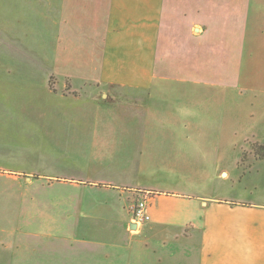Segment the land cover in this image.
<instances>
[{
  "label": "crops",
  "instance_id": "0c3cea01",
  "mask_svg": "<svg viewBox=\"0 0 264 264\" xmlns=\"http://www.w3.org/2000/svg\"><path fill=\"white\" fill-rule=\"evenodd\" d=\"M223 2L230 9L225 17ZM0 8L21 25L7 33L0 28V50L17 51L11 61L22 55L30 63L24 51L34 50L43 65L53 50L63 63L98 65L94 78L110 89L84 102L59 96L76 104L72 110L56 105L65 120L56 128L68 135L62 146H76L75 159L88 172L59 178L72 183L71 200L60 196L40 205L49 232L8 238L6 264H264V186L252 181L248 197H216L201 183L176 179L201 172L206 147L218 155L222 138L208 137L216 123L194 118L208 112L205 93L173 85L264 82V60L219 74L225 55L264 51V43L244 42H264V0H6ZM237 17L246 27L219 28L222 18L231 24L227 19ZM234 33L239 45L232 43ZM162 66L172 73H161ZM22 79L24 91L38 87L39 119L48 117L46 98L53 91L30 72ZM27 98L36 103L34 93ZM251 159L249 169L264 161ZM142 192L157 194L148 201L151 221L138 228L130 209Z\"/></svg>",
  "mask_w": 264,
  "mask_h": 264
},
{
  "label": "rangeland",
  "instance_id": "374dc122",
  "mask_svg": "<svg viewBox=\"0 0 264 264\" xmlns=\"http://www.w3.org/2000/svg\"><path fill=\"white\" fill-rule=\"evenodd\" d=\"M229 3L227 2L228 5ZM0 4L4 6L6 0H0ZM223 4L220 7L225 17L230 9L226 7V3ZM222 20L219 24L221 30L224 26L228 29L246 27V21L241 17L227 19L231 24H226L224 18ZM15 21V18L9 17L5 8H0V28L5 33L21 28V25H16ZM50 22L53 24V20H47L46 24L49 25ZM33 28L30 26V29ZM234 35L236 37L232 43L239 45L237 42H242L241 39L236 40L239 33ZM0 36L4 34L0 33ZM244 42L252 47H260L264 43L262 40H256V43L251 40ZM15 52L17 51L0 50V264H6L4 247L8 238L24 237L27 233L30 235L41 231L49 232L45 230L46 226H43L47 217L43 215L45 211H42L40 205L58 201L60 196L64 201L71 200V192L68 191L72 183L64 182L59 178H79L78 176L88 172L85 163H78L75 159L77 147L62 146V139L68 135L64 133L62 127L56 128V125L64 119L57 115L55 108L57 105L61 106V110H72L76 108V104L73 105L65 98L58 100L59 96L69 97L72 100L78 98L81 100L78 101L84 102L90 101L91 98L97 100L110 90L94 78L100 72L98 65L63 63L62 60L55 59L53 50L46 51L43 65L38 63V51L34 50L24 51L29 54L30 63H27L22 55L21 58L11 61L16 57L12 54ZM18 52L22 53V51ZM224 58L228 63H218L221 68L219 74L230 76L229 74H234L236 64L247 66L262 62L264 51L254 53L251 49L241 48L236 50L233 57L225 55ZM7 71H11L12 74L8 75ZM29 72L39 76L40 84L43 80L51 92L53 91L54 96L46 98L47 106L51 110L44 119L42 116L39 119L37 102L41 95L38 87L33 90L34 92L32 89L31 92L23 89L26 82L22 77ZM160 72L166 75L172 73V70L169 71L167 66H162ZM39 82L34 83L35 86ZM173 85L176 89H186L190 93H205L208 112L206 114L197 112L194 118L211 122L213 125L216 123V129L213 126L212 129L207 130L208 137L213 140L222 138V145L216 147L219 151L218 155L210 152L214 147H206L208 150L206 160L201 159L200 162L201 172L196 173L191 170V175L176 179H185L186 185L201 183L205 193L216 197L226 192L230 198H236L238 193L248 197L245 189L247 183L252 181L263 187L264 161L258 162L259 164L257 163L253 169H249V165L254 163V159H251L253 154L258 155L262 152L259 143L256 142L260 141L264 144V82H185L173 83ZM46 89L48 93V88ZM32 93L36 97V103L28 101L27 97L32 96ZM40 100H43L42 97ZM181 118L182 121L188 120L187 115ZM219 126H222V131L219 130ZM239 157V171H237L235 163ZM27 178H31L32 182H27ZM60 189L65 193L62 195L56 193ZM28 205L29 209H27Z\"/></svg>",
  "mask_w": 264,
  "mask_h": 264
},
{
  "label": "built area",
  "instance_id": "2783aa9c",
  "mask_svg": "<svg viewBox=\"0 0 264 264\" xmlns=\"http://www.w3.org/2000/svg\"><path fill=\"white\" fill-rule=\"evenodd\" d=\"M140 194L141 196L134 201L130 209V221L138 228L143 227L151 221L148 201L157 193L142 192Z\"/></svg>",
  "mask_w": 264,
  "mask_h": 264
},
{
  "label": "trees",
  "instance_id": "16d2710c",
  "mask_svg": "<svg viewBox=\"0 0 264 264\" xmlns=\"http://www.w3.org/2000/svg\"><path fill=\"white\" fill-rule=\"evenodd\" d=\"M260 148H261L262 152L259 153L258 155H259L261 158H264V146L261 145Z\"/></svg>",
  "mask_w": 264,
  "mask_h": 264
},
{
  "label": "water",
  "instance_id": "95a60500",
  "mask_svg": "<svg viewBox=\"0 0 264 264\" xmlns=\"http://www.w3.org/2000/svg\"><path fill=\"white\" fill-rule=\"evenodd\" d=\"M132 229H134V227Z\"/></svg>",
  "mask_w": 264,
  "mask_h": 264
}]
</instances>
